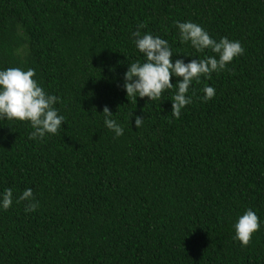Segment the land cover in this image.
I'll return each instance as SVG.
<instances>
[{"label": "trees", "instance_id": "trees-1", "mask_svg": "<svg viewBox=\"0 0 264 264\" xmlns=\"http://www.w3.org/2000/svg\"><path fill=\"white\" fill-rule=\"evenodd\" d=\"M177 21L245 48L193 82L179 119L175 90L148 101L124 89L144 62L141 24L173 62L214 55L182 44ZM13 67L35 70L66 123L34 141L28 122L0 120V192L31 188L40 205L0 210V264H264V0H0V69ZM206 86L216 95L202 102ZM247 209L261 228L242 246L233 225Z\"/></svg>", "mask_w": 264, "mask_h": 264}, {"label": "clouds", "instance_id": "clouds-1", "mask_svg": "<svg viewBox=\"0 0 264 264\" xmlns=\"http://www.w3.org/2000/svg\"><path fill=\"white\" fill-rule=\"evenodd\" d=\"M179 39L182 44H189L197 52L211 50L214 55L204 59H192L185 63L183 59L173 62V50L166 39L151 33H144L139 29L132 33L136 49L144 57V62L129 64L124 77V89L127 98H148V101L162 99L165 92L175 90L172 96V115L179 119L182 111L192 103L189 95L193 82L201 78L210 80L213 73L223 72L234 59L243 56L245 48L239 40H229L227 37L219 41L212 38L201 25L186 21L176 22ZM36 72L29 68L27 71L19 67L0 69V120L28 122L33 129L29 139L43 141L48 136L57 135L66 123L65 117L59 114L55 105L58 97L49 94L35 78ZM177 78L175 86L172 78ZM202 102L214 99L216 90L206 86L203 89ZM104 125L107 129L121 137L124 128L113 119V114L106 106L103 110ZM133 113L131 114L132 118ZM144 119L135 117V127L140 129ZM27 202L26 213H34L40 207L31 188L25 189L18 198L14 197L11 188L0 192V210L7 211L12 205ZM234 239L242 246H247L253 234L261 228V221L256 212L247 209L237 218L233 225Z\"/></svg>", "mask_w": 264, "mask_h": 264}]
</instances>
